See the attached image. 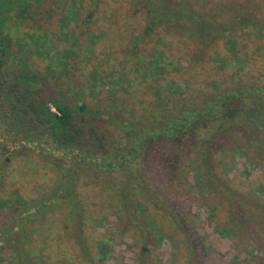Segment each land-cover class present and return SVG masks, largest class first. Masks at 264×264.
<instances>
[{
    "label": "trees",
    "instance_id": "1",
    "mask_svg": "<svg viewBox=\"0 0 264 264\" xmlns=\"http://www.w3.org/2000/svg\"><path fill=\"white\" fill-rule=\"evenodd\" d=\"M32 6L30 0H0V129L6 120L17 138L11 143L17 148L41 147L56 162L68 159V163L60 171L59 185L50 194L40 192L29 201L17 190L6 195L2 189L5 184L0 180V212L8 215L0 225V264H67L52 255L51 248L43 242L49 238V217L54 214L63 217V238L74 244L77 264H105L113 256L115 240L135 235L137 241L141 235L149 236L148 216L140 210L149 212V207L181 229L180 243H186L191 250V238L161 194L151 189L146 165L157 159L163 167L161 153L166 144L180 146L191 140L189 161L204 182L206 193L213 196L221 191L230 204H239L227 180L216 171L220 162L217 143L222 137L232 136L241 116L250 120L252 108L261 109L264 103L251 101L249 91L231 89L210 93L195 102L183 98L175 83L170 84L171 95L158 90L154 101L146 106L134 96L112 94L105 105H97L100 109H93V99L88 98L84 87L79 85L76 89L71 82L64 94L43 93L48 85L32 82L34 73L19 56L20 50L27 48L25 39L13 35L15 27L38 15ZM130 6L145 23L141 35L130 41L132 52H137L138 44L153 35L160 41L166 35L182 37L200 45L201 53L221 40L232 50L240 35L264 42V0H130ZM150 55L154 58L161 54L153 51ZM154 62L160 71L158 61ZM257 92L264 100V87ZM99 122H103L102 129ZM156 148L159 152L154 153ZM87 173L103 180L94 186L89 177L86 183L103 194L100 201L83 196L80 187L84 185L79 177ZM253 202L260 205L264 218V197ZM207 203L209 217L214 219L215 207L211 199ZM94 213L100 215L93 217ZM109 215L114 220L108 219ZM249 215L252 221L255 215ZM88 222L96 228L104 224L109 228L91 244L85 231ZM234 225L237 224L231 218L224 231L216 224L214 230L230 242L235 252L232 261L243 254L255 263L256 252L261 250L252 246L240 249L243 247L236 244L237 237H232ZM154 231L163 235L159 228ZM55 251L64 253L58 246Z\"/></svg>",
    "mask_w": 264,
    "mask_h": 264
},
{
    "label": "rangeland",
    "instance_id": "2",
    "mask_svg": "<svg viewBox=\"0 0 264 264\" xmlns=\"http://www.w3.org/2000/svg\"><path fill=\"white\" fill-rule=\"evenodd\" d=\"M30 2L38 15L26 20L23 26L15 27L13 35L16 39H25L27 48L20 50L19 56L34 73L32 82L48 85L43 93L64 94L71 82L76 89L79 85L84 87L85 94L93 99V109H100L97 105H105L112 94L134 96L146 106L154 101L158 90L165 96L171 95L170 84L175 83L183 98L195 102L210 93L231 89L249 91L251 101L264 103L257 92L264 87V42L254 37L238 36L232 50L226 48L222 40L217 41L207 52L201 53V46L190 40L166 35L160 41L153 35L138 44L137 52H132L130 41L141 35L145 23L130 6V0ZM261 19L264 24V17ZM153 51L161 55L153 58L150 55ZM154 61H158L160 71ZM252 109L250 120L241 116L232 136L222 137L217 143L216 156L220 162L216 171L227 180L239 204H230L221 191L213 196L206 193L204 182L189 161L191 140L180 146L171 142V145L164 144L163 167L157 159H152L146 165L147 176L151 189L161 194L191 238V250L186 248V243H180L181 229L164 219L160 211L149 207L146 212L141 208L148 216L149 236L141 235L142 239L137 241L135 235L123 241L115 240L113 256L105 264H238V261L264 264V218L260 205L253 202L255 198L264 197V107ZM1 125L4 128L0 129V180L5 184L2 189L6 195L17 190L29 201L40 192L50 194L59 185L60 171L66 167L68 159L56 162L41 147L36 150L32 145L28 146L30 151L17 148L11 143L17 138L9 122L4 120ZM157 152L158 148L154 153ZM89 177L94 186L103 182L91 173L80 176L83 196L100 201L103 194L86 186ZM209 199L215 207H211L215 209L214 219L209 217ZM250 212L255 215L252 221ZM99 215L94 213L93 217ZM7 217L0 212V225ZM231 218L237 224L232 237H237L236 244L243 247L240 249L252 246L261 250L256 252L255 263L243 254H239V260L232 261L235 252L230 242L215 232V224L224 231ZM49 221L51 230L44 244L58 260L77 264L74 244L63 238V217L54 214ZM157 228L162 236L154 231ZM108 229L105 224L96 228L93 222H88L85 231L89 244ZM56 246L64 250L62 255L57 254Z\"/></svg>",
    "mask_w": 264,
    "mask_h": 264
}]
</instances>
